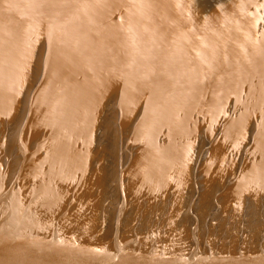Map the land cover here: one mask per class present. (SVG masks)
I'll list each match as a JSON object with an SVG mask.
<instances>
[{
  "label": "water",
  "instance_id": "water-1",
  "mask_svg": "<svg viewBox=\"0 0 264 264\" xmlns=\"http://www.w3.org/2000/svg\"><path fill=\"white\" fill-rule=\"evenodd\" d=\"M253 1L0 0V264H264Z\"/></svg>",
  "mask_w": 264,
  "mask_h": 264
},
{
  "label": "bare ground",
  "instance_id": "bare-ground-1",
  "mask_svg": "<svg viewBox=\"0 0 264 264\" xmlns=\"http://www.w3.org/2000/svg\"><path fill=\"white\" fill-rule=\"evenodd\" d=\"M252 2H254L253 0H251ZM255 1H258V0H255ZM261 2H262V7L260 6V5H258V12H255V13H257V14H259V13H264V12H262L261 10H263L264 8V0H261ZM92 209H95L94 207H90V209H86V212H87V215H89V213H92L93 212V210ZM69 213H70V211H69ZM93 215H95V213L93 214ZM92 215V216H93ZM91 216V217H92ZM89 218H87V219H85V220H82L83 222H85L86 220H88ZM82 222V223H83ZM76 246H77V248H78V250H79V248H83V249H81L85 254H88V252H89V250H90V247H87V246H85L84 245V243H80V240H78L77 239V243H76ZM89 246V245H88Z\"/></svg>",
  "mask_w": 264,
  "mask_h": 264
}]
</instances>
